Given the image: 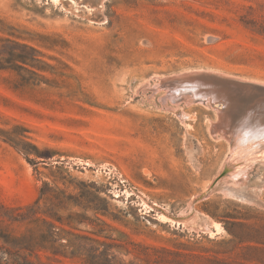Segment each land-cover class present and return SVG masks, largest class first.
Listing matches in <instances>:
<instances>
[{
  "label": "rangeland",
  "instance_id": "374dc122",
  "mask_svg": "<svg viewBox=\"0 0 264 264\" xmlns=\"http://www.w3.org/2000/svg\"><path fill=\"white\" fill-rule=\"evenodd\" d=\"M0 21L8 30L0 36L36 48L34 64L43 68L40 76L22 71L24 86L0 71V208H27L44 189L36 208H69L63 214L89 220L106 209L98 216L112 239H100L120 246L113 264H131V243L174 264H264V191L260 205L225 196L222 178L209 191L223 166L229 174L246 166L251 182L264 174V155L250 153L264 145L259 131L238 157L241 132H211L214 105L165 103L159 84L202 70L264 84V0H107L101 11L83 0H0ZM16 126L26 130L17 131L18 147L1 133ZM28 143L41 152L29 156L37 165L24 154ZM182 212L223 231L176 222ZM76 226L96 237L94 225ZM60 259L53 264H82Z\"/></svg>",
  "mask_w": 264,
  "mask_h": 264
},
{
  "label": "trees",
  "instance_id": "16d2710c",
  "mask_svg": "<svg viewBox=\"0 0 264 264\" xmlns=\"http://www.w3.org/2000/svg\"><path fill=\"white\" fill-rule=\"evenodd\" d=\"M6 31L8 30H6L4 23L0 21V32L6 33ZM10 35L14 36L11 32ZM7 43L29 50L32 55L19 52L15 48L5 50L4 44ZM38 53L40 52L36 48L28 44H22L0 36V71H12L21 77L19 86L28 85L30 82L21 73L26 71L40 76L35 69L42 70L43 68H37L34 64V61L37 60L35 54ZM20 129L26 131L22 126H16L12 131H1V133L5 141L18 147L19 143L16 137L21 135L17 132ZM28 145L31 146V149L23 148L24 154L29 162L37 165L38 162L30 159L29 156L34 154L40 157L41 152L35 145L30 143ZM46 195L48 193L41 189L38 201L27 208H0V264L62 263L61 257L79 260L82 264H113L116 255L112 252V249L120 246L100 239V237L112 239L103 236V233L106 227H113L98 216H108L107 210L97 209L95 220H89L84 214H63L69 208H36L39 200L45 198ZM46 199L52 201L49 197ZM84 209L87 210L88 208ZM85 223L96 227V231L92 232L96 237L77 233L78 228L76 225ZM225 223H229L231 227L237 225L235 222L227 220H225ZM227 230L238 238L231 228L227 227ZM131 245L133 246L131 253L135 256L131 264L176 263L160 259L157 256L160 252L158 249L141 243H131ZM101 247H103L102 250ZM43 257L46 261L43 260ZM224 264L228 263L224 262Z\"/></svg>",
  "mask_w": 264,
  "mask_h": 264
},
{
  "label": "bare ground",
  "instance_id": "6f19581e",
  "mask_svg": "<svg viewBox=\"0 0 264 264\" xmlns=\"http://www.w3.org/2000/svg\"><path fill=\"white\" fill-rule=\"evenodd\" d=\"M106 1L107 0H83L84 3L86 4L89 3L92 7H98L100 11L103 9ZM194 72H195L194 74L187 72L183 75L175 76L165 81L159 79L160 81V82L158 81L159 84L161 85V87L166 88L169 97V98H165L163 101L166 103V101L170 99L177 103L182 101L187 105H191L195 101L206 100L210 104L214 105V107L217 109L218 120L212 123L211 132L214 135L220 134L222 136H227L228 134H231V137L232 135L235 134L237 135L238 132H241L239 133L235 142V149L239 154L238 157H240L241 154L240 152L244 151L243 148L244 145L247 144V142L250 140L248 137L250 136L251 132L254 133L256 131H259L258 132L260 134L259 137H261V139L264 140V121H263L264 84L263 83L241 80L238 77L232 79L229 78L231 77L230 75H228L229 76L228 77L225 76V74L224 75L218 73L215 74L216 72L212 73V71L211 72L208 71L209 72L208 74H212V75L202 74L204 72L203 70L202 73L200 71H194ZM205 79L210 80V82L204 81ZM201 82L205 86V88L199 86L200 85L199 83ZM149 85L150 84L148 82L147 83L145 82V87ZM177 103H175L176 110L178 105ZM166 108L167 106L165 107V109ZM180 108H184V107H180ZM240 111L243 113L241 115L242 117L240 116L241 119L238 118V113ZM184 113L185 111L182 114ZM188 114H189L188 112L187 114L185 113L184 114L185 117L189 116ZM259 120L260 122L257 124V121ZM254 126H256L255 127L256 129L252 128ZM253 151L250 152L251 155L256 153H262V155H264V145L261 146L259 150L254 152ZM260 161H264V159ZM262 165L260 166L264 167L263 163ZM249 170L246 168V166H241L239 167L238 171L229 174L231 168H229L228 166L226 167L223 166L219 175L222 174L223 172H226V175L227 174L228 175L226 177L223 176L221 180L219 179L220 181L218 182L217 186L223 184L221 190L222 193L227 197L238 199L243 203L260 205L262 201L261 202L259 201L260 199L259 197H261L260 194L264 191V174L262 176L256 177L255 181L251 182V178L249 177V172H250ZM217 186L215 187V189L217 188ZM212 189L213 188L211 185L209 191L211 190L213 192L215 190ZM198 200L199 198L194 199L190 203L189 207L191 211H194L195 204ZM182 213L181 216H179L182 219L180 220L174 219L176 222H181L184 225H189V226H193L197 224L198 226H203L202 229L204 228L209 229L212 226L215 228L214 231L215 230L218 232L223 231V226L220 223L213 221L209 217H204L198 214L197 212L196 213L192 212L194 214L193 216L192 213L191 215L190 214L188 215L187 212H184L183 214ZM205 231L203 232L202 230L203 233H205ZM210 231L212 232V230Z\"/></svg>",
  "mask_w": 264,
  "mask_h": 264
},
{
  "label": "water",
  "instance_id": "95a60500",
  "mask_svg": "<svg viewBox=\"0 0 264 264\" xmlns=\"http://www.w3.org/2000/svg\"><path fill=\"white\" fill-rule=\"evenodd\" d=\"M226 175V172H223L222 174H220L214 181H213V183H212V188H214L215 187V185L217 184V182H218V180L219 179H221L223 176H225ZM205 197H204V195H201L200 197H199V200H203ZM174 219H176V220H180V219H182V218H180L179 216H176V217H174Z\"/></svg>",
  "mask_w": 264,
  "mask_h": 264
}]
</instances>
